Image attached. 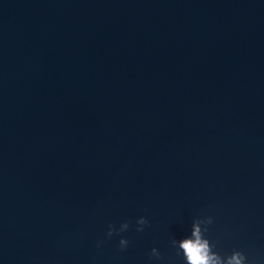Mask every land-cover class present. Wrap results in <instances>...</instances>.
Returning a JSON list of instances; mask_svg holds the SVG:
<instances>
[{"label":"water","instance_id":"obj_1","mask_svg":"<svg viewBox=\"0 0 264 264\" xmlns=\"http://www.w3.org/2000/svg\"><path fill=\"white\" fill-rule=\"evenodd\" d=\"M201 215L264 264V0H0V264H185Z\"/></svg>","mask_w":264,"mask_h":264},{"label":"clouds","instance_id":"obj_2","mask_svg":"<svg viewBox=\"0 0 264 264\" xmlns=\"http://www.w3.org/2000/svg\"><path fill=\"white\" fill-rule=\"evenodd\" d=\"M214 218L212 215H201L195 218L191 224L190 236H186L177 240L173 238L170 243L176 249V255L180 256L182 253L185 264H257L255 260H249L245 252L233 249L230 253H221L214 251L217 248V242L210 241L208 236L210 228L213 224ZM150 222L147 217L140 216L135 219V231L142 233ZM132 226V221H124L119 224L115 223L108 225L106 236L112 238L114 235H120L127 232ZM103 241L97 242L99 248ZM130 245V241L121 236L118 242V249L125 251ZM149 260H162L164 257L160 251L153 247L148 253Z\"/></svg>","mask_w":264,"mask_h":264}]
</instances>
